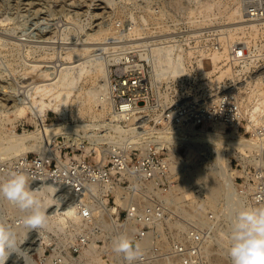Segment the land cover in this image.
<instances>
[{
  "label": "built area",
  "instance_id": "1",
  "mask_svg": "<svg viewBox=\"0 0 264 264\" xmlns=\"http://www.w3.org/2000/svg\"><path fill=\"white\" fill-rule=\"evenodd\" d=\"M186 6L182 2L172 9L173 19L138 28L120 22L98 55L109 64L112 117L139 133L140 144L98 142L76 132L59 156L53 145L44 155L30 153L11 164L12 172L24 173L31 184H53L61 205L74 209L76 221L67 227L73 239L67 253L72 264L87 263L73 261L84 251L102 249L103 262L127 264L112 250L113 240L121 235L143 250L135 264H210L215 223L232 201L208 212L207 224L180 218L172 197L177 163L165 137L178 127L217 125L264 143V109L258 107L264 97V0H244L245 18L260 23L259 31L253 36L246 32L229 46L223 61L229 75L219 84L211 82L221 70L210 67V57L224 52L226 42L220 33L206 32L201 17L190 21ZM164 45L176 47L183 65L175 75L160 72L156 78L153 51ZM183 148L175 151L180 158ZM244 168L249 172L234 180L240 196L246 206H264V164L247 162ZM176 218L183 221L178 233L173 230ZM58 258L56 264L68 262L62 255Z\"/></svg>",
  "mask_w": 264,
  "mask_h": 264
},
{
  "label": "bare ground",
  "instance_id": "2",
  "mask_svg": "<svg viewBox=\"0 0 264 264\" xmlns=\"http://www.w3.org/2000/svg\"><path fill=\"white\" fill-rule=\"evenodd\" d=\"M106 1L109 5L108 9H111L109 11L110 20H108V23L105 22L104 26L101 25L94 33L88 34L85 39H79V43H75V41L69 42L70 40H74L72 38L74 34L79 35L78 29L71 30L68 34L64 35L61 41H56L54 38H39L34 40L17 38L18 42L14 43V45L17 47L20 60L24 63L23 77L18 81L20 88L23 89L19 92L22 101L19 102V105L11 106V108H7L4 105L6 110L0 111L2 118V124L0 125V160H15L29 153L44 155L46 151L51 150L49 146L52 145L53 138L61 133L70 137L71 134L80 132L86 138H95L98 142H103L104 140L112 141V139H116V141H129L131 145H137L142 142L139 133L135 135V131L132 128L122 127L112 117L115 111L114 105L109 99V66L107 68V64L103 59H95V54L93 53L106 49V39L111 32L113 33L114 29L111 30L112 21L114 22L115 18H129L132 22L126 21L128 25L132 23L131 28H138L148 25L149 22L173 19V14L168 12L172 6L164 3L159 5V9H157L155 7V0ZM191 4L188 6H193ZM196 4L198 8L194 7L192 11L198 9L195 17H201L203 25L213 23L214 21L219 22L218 26L214 25L210 28H206L204 25L206 32H218L222 35L223 41L226 42L224 52L214 53L210 57L212 61L210 67L212 66L214 70H221L211 82L219 84L229 75L228 69L223 70V61L225 60L226 53L229 51V46L237 43L244 35H247L246 32L251 36L255 35L254 33L259 31L260 23L246 20L244 0H199ZM196 4L194 5L197 6ZM177 6L172 7L171 12ZM188 6L185 7V10L188 9ZM190 15L192 16L193 14ZM190 15H188V18H192ZM65 45L69 47L65 48V54H62L57 49H60L59 47L63 48ZM33 48H36L40 52L43 51L39 58L35 57L37 54L33 52ZM153 52L155 53V59L152 71L156 78H158L157 76L160 72H171L172 75H175L177 67L179 68L183 65L181 60L184 57L173 45L156 46ZM202 55L204 57L205 53ZM33 58H37L36 61H31ZM199 66H201V63ZM88 82H91L92 86L87 87ZM261 84L258 83L257 85ZM262 93L264 94V92ZM16 96L18 97V95ZM258 107L264 109V97L262 104ZM49 111L57 114L63 122L46 124L45 118L48 116ZM88 111H92L90 122L76 119L78 115L86 114ZM29 113L32 115V121H34L36 129L33 131L24 130L22 133L17 132L15 129L16 122L28 118ZM70 116L76 119L73 124L69 123ZM9 125H11V128H9ZM172 133V135H167L165 140L174 147L173 156L176 159L177 166L173 171L176 172L184 167L180 170L183 171L190 163L182 161V158L175 154V151L181 147L187 148L192 155L206 157L208 159V167L205 168L209 173L207 172V174L205 171L198 169L200 171L199 173L197 171L196 175L203 181L198 182V184H200L203 191L208 194L212 201H215L214 198L218 193L223 192V194L228 195L231 192V194L235 195V201L228 205L227 211V216L233 218L235 211L238 208L244 207L245 199L240 196L239 189L235 184L234 180L238 171H235L230 166L231 158L235 157L239 160L243 159V161L248 159L249 162L264 164V143L241 136L237 134L235 129L228 131L223 126L217 125H214L212 128H207L206 126L197 128L192 125L178 127ZM196 179L194 181H197ZM207 180H212V186L207 183ZM185 183L189 184L190 179H187ZM51 186L41 185L39 188L36 186L37 188L32 187V189L37 192L38 196L43 197L44 210L48 209V212L51 213L47 215L48 226L64 228L67 223L76 221V213L69 206L63 212L61 211L64 208L60 209L61 211L57 214L55 213L58 210L55 203L57 200L56 195H54V188L52 189ZM172 197L176 199L174 194H172ZM229 209L232 210V214H229ZM201 223L207 224V220L201 221ZM30 230L28 231L30 232ZM227 237L225 235L222 238L227 240ZM35 239L38 238L36 237ZM84 255L90 256V264L103 263L100 258H97L92 253V250L84 251ZM15 260V264L28 262Z\"/></svg>",
  "mask_w": 264,
  "mask_h": 264
},
{
  "label": "rangeland",
  "instance_id": "3",
  "mask_svg": "<svg viewBox=\"0 0 264 264\" xmlns=\"http://www.w3.org/2000/svg\"><path fill=\"white\" fill-rule=\"evenodd\" d=\"M157 2H159V0H155V4ZM182 2L184 4H187V6L192 3L191 5L193 6H188V9L186 11L188 15L193 14L192 16L190 15L192 18H189V20L193 19L196 16V12L198 11V9H195V11L193 10V12L192 8H198L199 3L198 5L196 3L199 2V0H163L161 4L167 3L168 5L170 4L172 7H176L177 5V7H179ZM172 4L177 5L173 6ZM194 4H196L197 6H195ZM108 7L109 5L106 0H0V111H2L3 109L6 110L5 106L7 108H11V106L13 107L17 104L19 105V102L22 101V97L20 96L21 94L19 92H21L23 89L20 88V84L18 81H20V79L23 77L22 75L24 73V63H22V61L20 60L17 47L14 45V43L18 42L17 38H29L30 40L39 38H54V40L56 41H61L64 35L68 34L71 30L78 29L79 35L74 34L72 37L74 38V40H70L69 42L75 41V43H79V39H85L88 34H92L97 31L101 27V25L104 26L105 22L108 23V20H110L109 11H111V9H108ZM172 7H170V11H168L170 14H173L171 12ZM121 21L131 20L129 18H115V23L112 21L113 25L111 30L114 29L113 32L117 30V23ZM150 23L152 22H149V24ZM204 25L206 28H210L214 25L218 26L219 22L214 21L213 23H207ZM56 45L58 46V44ZM34 46L37 47V45ZM67 47L69 46L65 45L63 48L59 47L60 49L57 50L60 51V53L65 54V48ZM32 50L33 52H35V54H37L36 56L34 54V56L37 58H39V56L43 52H40L36 48H33ZM100 52L101 50L99 52L95 51L93 53L95 54L94 57L95 59H103V61L106 62L108 68L107 60H105V58H103L102 56H98ZM37 58H33L31 61H36ZM207 66H209V64H207ZM90 86H92V84L91 82H88L87 87ZM14 95L16 98L14 97ZM16 95H18V97ZM91 112L92 111H88L86 114H80L77 116L76 119H79L81 121L86 120L90 122L92 116ZM76 119L70 116L69 123L73 124ZM58 122L63 121L60 120L59 116L53 111H49L48 116L45 118V123L52 124ZM1 124L2 118L0 116V125ZM9 128H11V125H9ZM15 129L17 130V132L20 133H22L24 130H35L36 127L34 121H32V115L29 113L28 118L17 121ZM61 134L55 136L53 138L52 145L49 146L51 149V147L55 145L53 151L56 155L60 154V148L63 149V152L67 151L64 148L68 142V138L70 139V137H67V135L64 134L65 139L67 140H57V138ZM69 142L71 141L69 140ZM180 153L182 158L181 160L186 163H190L188 164V167L186 166L187 168L185 167L183 171L180 170L184 167L176 171L177 182L175 183V189L173 191V194L176 196V201L174 203L176 213H179L180 218L186 219L189 222L190 220L200 222L206 221L208 212L220 210L221 205H224L228 200L233 202L234 198H229V193L227 195L223 194V192L220 194L217 192L218 195L215 194V201H212L208 194L203 191L200 184H198V182L203 181L196 175L197 171L198 173L200 171L198 169H201L206 173L208 172L205 168L208 167V159L199 155L195 156L190 154L191 152L187 148H183ZM242 160H239L235 157L231 158V161H233V169L235 171H238L236 178L243 177L245 175V172H249V169L244 168V163L249 162V160L246 159L243 162ZM4 161L0 160V181H4L10 178V174L12 173L11 164L13 163L14 159ZM241 163H243V165ZM251 163L258 164V162ZM239 164H241V166ZM187 179H190L189 184L185 183ZM194 179H196L197 181H194ZM211 182L212 180H207V183L210 186H212ZM238 183L241 184L242 181H239ZM41 185H52V189L54 188L53 191H55L54 195H56L55 197L57 200L55 203L56 207L58 208V210L56 208V214L61 211L60 209L64 208L61 211L63 212L65 209L68 208V206L66 207L61 205L62 202H60V197L58 195L57 189L53 184H32L31 186V183H29V188H39L41 187ZM196 190L199 192L196 193ZM39 197L43 201V197ZM244 206H246V204ZM189 209L191 211H188ZM29 214V211H21L18 207L10 204L3 197H0V223H3L6 227H10L14 232L17 233L18 239L22 242L21 249L23 250L20 255H12L8 259L7 264H15V259V261H30V263L24 262L23 264H56L55 261H59V255L66 257V261L68 262H66L65 264H72L70 262L71 260L67 257V253L69 252V246L71 245V241L73 240L70 236V233L67 231V227L70 226L71 222L67 223L64 228L61 227L63 228L62 230L61 228L56 226L49 227L48 224H46V227L44 228L30 230L29 228L25 227L22 223L23 218ZM45 214L49 215L51 213H49L47 209L45 210ZM227 215V211L225 213H222L221 216L218 215V219L215 223V236L208 250V261H210V264H230V260L226 252V249L228 247V239L226 240L222 237L225 235L228 236L227 234L230 231L231 221L234 219V217H228ZM182 222V220L178 221V219L173 222V230L175 233H178V231L181 229V226H183L181 225ZM28 230H30V232ZM35 232H37L38 234ZM40 235H42L41 239ZM36 237L38 239H35ZM100 246H103V244L101 243ZM99 248L102 249L101 247ZM105 253L106 251L102 249L99 251H95L93 254H95V256L97 258H100L102 261H107L105 257H102V254ZM81 256L85 257L82 258ZM84 256L83 253L79 256H75V260L73 261H87V263L83 262V264H90V256ZM103 263L109 264L105 262Z\"/></svg>",
  "mask_w": 264,
  "mask_h": 264
},
{
  "label": "clouds",
  "instance_id": "4",
  "mask_svg": "<svg viewBox=\"0 0 264 264\" xmlns=\"http://www.w3.org/2000/svg\"><path fill=\"white\" fill-rule=\"evenodd\" d=\"M0 197L21 211L30 212L22 220L25 227L33 230L46 227L48 217L44 203L37 192L29 188V178L24 173L12 172L10 178L0 181ZM229 214H232L231 209ZM21 243L16 232L0 223V264H7L14 254L20 255ZM112 250L122 255L127 264H135L143 257L140 244L126 235L113 240ZM226 252L230 264H264V206H244L235 211Z\"/></svg>",
  "mask_w": 264,
  "mask_h": 264
}]
</instances>
